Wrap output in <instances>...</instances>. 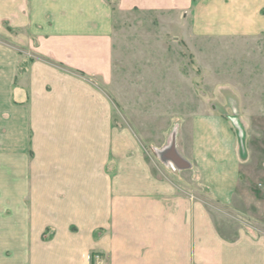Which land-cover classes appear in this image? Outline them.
Listing matches in <instances>:
<instances>
[{
	"label": "crops",
	"instance_id": "crops-1",
	"mask_svg": "<svg viewBox=\"0 0 264 264\" xmlns=\"http://www.w3.org/2000/svg\"><path fill=\"white\" fill-rule=\"evenodd\" d=\"M151 14L209 59L213 100L154 156L141 127L169 103L132 100L124 129L100 86L114 62L165 61L114 53L117 19ZM0 36L30 58L13 89L20 56L0 53V264H264V0H0Z\"/></svg>",
	"mask_w": 264,
	"mask_h": 264
},
{
	"label": "rangeland",
	"instance_id": "rangeland-1",
	"mask_svg": "<svg viewBox=\"0 0 264 264\" xmlns=\"http://www.w3.org/2000/svg\"><path fill=\"white\" fill-rule=\"evenodd\" d=\"M129 21L117 19V35L114 36V53L116 56L130 55L138 56L140 59L154 55L156 58L162 56L165 57V61L162 62H114L113 64V77L110 83L107 85H100L107 92L108 97L116 104L112 107V119L114 126H122L124 129H130L131 120V103L132 100L143 104L141 108L143 114H146L145 106H166L162 104L169 103V108H165V119H159L160 124L156 126L146 127L145 123L141 127L143 133H149L152 139L144 143V146L148 149L150 155L154 156V149L161 145L162 140L171 138L173 142L177 140L180 133V125L182 119L181 113L189 114L194 112L195 102L202 100L203 104L210 109L212 104V89H211V63L204 61H196V49L191 46L181 35L179 29V18L173 14L160 17L157 15H142L138 18L129 17ZM134 19V20H133ZM129 22L133 23L130 24ZM133 27V29H130ZM18 33V32H15ZM148 39V40H147ZM147 40V41H146ZM161 45L159 42H161ZM210 47L199 48L200 52L204 55H209ZM12 51L16 56H20L18 62L15 63L14 84L12 88H18V77L20 73H23L28 63L29 49L25 46L8 45L7 41H3V37L0 36V53L5 51ZM169 58V59H167ZM26 59V61H24ZM3 64L0 62V66ZM13 65V64H12ZM217 65V64H216ZM220 65V64H219ZM223 66H239L240 64H222ZM149 67L151 73L144 78H137L139 73H145L144 70ZM223 66L220 69L215 68L219 73L224 74L225 69ZM242 68V67H241ZM2 71V69H0ZM5 71V70H4ZM13 71V68L11 69ZM161 73V74H159ZM203 74V76H202ZM225 76H223L224 78ZM166 87L165 93L158 91L157 87ZM144 87L139 93H136L137 89ZM180 88V89H179ZM133 89V92L131 90ZM149 89V90H148ZM117 92H120L118 95ZM202 93V95L200 94ZM119 97V98H118ZM215 97H217L215 95ZM147 99V101H144ZM163 99V100H162ZM120 102L122 106H120ZM216 102V101H214ZM226 102V101H225ZM8 106H0V137L3 134V121L4 116L2 110L7 109ZM18 107V106H15ZM227 106H220V108L226 109ZM162 108V107H161ZM206 109V108H205ZM151 110H149V113ZM167 112V113H166ZM148 113V112H147ZM161 114V112H160ZM162 115V114H161ZM256 139V137L254 138ZM257 141V139H256ZM250 142L252 149L255 151L256 157H264V147L261 143ZM29 150V149H28ZM4 146L0 142V170L3 165H8V158L3 155ZM15 161L18 165V159H11L10 163ZM256 190V189H254ZM229 212L221 213L215 212L214 215L216 222L222 232H225L224 227L228 219H230ZM227 232L231 234L232 229L226 226Z\"/></svg>",
	"mask_w": 264,
	"mask_h": 264
}]
</instances>
